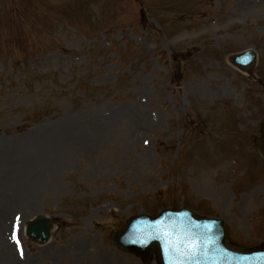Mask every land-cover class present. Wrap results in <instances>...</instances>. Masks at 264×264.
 I'll return each mask as SVG.
<instances>
[{
    "label": "rangeland",
    "instance_id": "rangeland-1",
    "mask_svg": "<svg viewBox=\"0 0 264 264\" xmlns=\"http://www.w3.org/2000/svg\"><path fill=\"white\" fill-rule=\"evenodd\" d=\"M30 4L0 0V264H144L111 235L166 208L264 242V0ZM249 48L251 76L228 63Z\"/></svg>",
    "mask_w": 264,
    "mask_h": 264
},
{
    "label": "water",
    "instance_id": "water-1",
    "mask_svg": "<svg viewBox=\"0 0 264 264\" xmlns=\"http://www.w3.org/2000/svg\"><path fill=\"white\" fill-rule=\"evenodd\" d=\"M248 56L252 59L253 55L251 53L248 54ZM231 61L236 64L239 68H246L248 69V67L250 65L248 64H244V60L243 57H238V58H232ZM257 146L259 147L261 153L264 156V123H263V138L259 141H257ZM38 220V224L35 225H31L28 230L27 233L28 235H31L34 237L35 240L38 239L39 242H43L46 239L47 236V230L48 228H50V224L47 223L46 221L44 222H40V219ZM188 223H192V221L186 220ZM188 223H182L183 225H187ZM46 225V228H44L43 225ZM49 224V225H48ZM193 227H197L199 229L198 234L200 236V238L202 239V243L209 241L212 239V237L214 238L215 241V246L210 249L208 251V247H206V249L202 248L200 250L201 253H196V250L194 247L192 246H186V255H188L190 257V260L188 261V264H190L191 262L197 260V262H199L200 264H202V261L200 258L205 254L206 251L209 252V255L206 257L208 259H219L222 262V259H230L228 260L229 264H235L233 261L235 260H240V264H249L247 262H245V260H250L252 259V257H245V255L242 253V251L240 249L231 247L226 238L223 237V235H225V228L221 226V223H217L216 227H215V234H219V236H211V227L209 225L206 224H201L199 226H197L196 224H192ZM191 225V226H192ZM133 232H136L137 229L136 228H132ZM126 230H121L120 232H118L117 234L114 235V241L116 243V245H122L124 249L128 250V251H132L133 253H135L136 255H140L143 258H147L148 255L150 254V251L155 250L157 253L158 252V248L155 244H153L151 247L149 246L148 249L147 246H143L142 248L139 247L138 245H135L133 243H129L126 240H124V235ZM135 238L140 237L139 235H134ZM163 243L166 245V252L170 255V245L168 242H165V240H162ZM120 243V244H119ZM207 245V244H205ZM146 249V250H145ZM233 251L234 255L231 254V251ZM262 251H264V246L261 249ZM187 260V259H186ZM159 264H161V260L159 258ZM257 264H264V257L258 261Z\"/></svg>",
    "mask_w": 264,
    "mask_h": 264
},
{
    "label": "bare ground",
    "instance_id": "bare-ground-1",
    "mask_svg": "<svg viewBox=\"0 0 264 264\" xmlns=\"http://www.w3.org/2000/svg\"><path fill=\"white\" fill-rule=\"evenodd\" d=\"M2 169H4V167L2 168ZM21 175V174H20ZM21 177L23 178V176L21 175ZM3 180H5V179H3ZM16 180L17 181H20L21 179L17 176V178H16ZM10 181H12V183H10ZM14 181H15V178L13 179V180H9L8 182L7 181H1L0 180V193L1 192H5V190L7 189V188H11L12 187V185H13V183H14ZM22 182H20V186H19V188H18V194H24V188H23V185L21 184ZM26 205H24V207H25ZM28 208H30L29 206H27ZM1 223H2V221H0V227L3 225H1ZM5 233H6V231H5ZM4 233V234H5ZM4 236V235H3ZM3 236L2 237H0V245L1 246H3L4 247V249L6 250V251H8V249H9V246H10V242L8 241H4V238H3Z\"/></svg>",
    "mask_w": 264,
    "mask_h": 264
},
{
    "label": "snow or ice",
    "instance_id": "snow-or-ice-1",
    "mask_svg": "<svg viewBox=\"0 0 264 264\" xmlns=\"http://www.w3.org/2000/svg\"><path fill=\"white\" fill-rule=\"evenodd\" d=\"M15 238V237H14Z\"/></svg>",
    "mask_w": 264,
    "mask_h": 264
}]
</instances>
